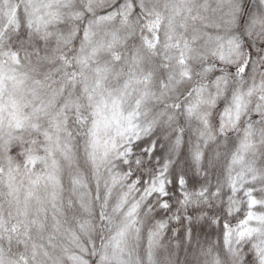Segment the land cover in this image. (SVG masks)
I'll return each mask as SVG.
<instances>
[{
  "label": "snow or ice",
  "instance_id": "snow-or-ice-1",
  "mask_svg": "<svg viewBox=\"0 0 264 264\" xmlns=\"http://www.w3.org/2000/svg\"><path fill=\"white\" fill-rule=\"evenodd\" d=\"M0 264H264V0H0Z\"/></svg>",
  "mask_w": 264,
  "mask_h": 264
}]
</instances>
